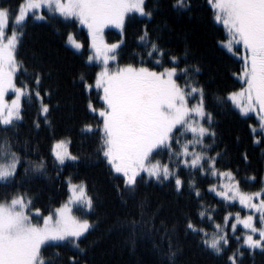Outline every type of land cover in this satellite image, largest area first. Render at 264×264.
<instances>
[{"label":"snow or ice","instance_id":"obj_1","mask_svg":"<svg viewBox=\"0 0 264 264\" xmlns=\"http://www.w3.org/2000/svg\"><path fill=\"white\" fill-rule=\"evenodd\" d=\"M148 0H22L18 12L13 13L10 7L0 5V129L15 128L22 121V98L31 102L35 97L40 103L39 112L44 122L50 124L47 114L50 107L43 103L44 97H50L51 92L46 88L44 96L39 91L42 80L50 76L52 70L34 68L30 74L32 86L21 80L17 85L18 75H29L23 60H19L18 48L23 32H17L16 26H23L26 17L31 16L39 21H46L47 17L41 11L47 8L53 14L65 18L68 23L73 19L87 27L91 54L86 63L99 61L102 65L95 74L94 85L87 83L83 74L80 82L85 90L94 86L102 90L99 99L103 107L96 108L89 99L87 107L98 117L95 125L85 124L82 134H95L97 143L95 153L106 162L113 174H119L122 185H115L117 192L126 193L129 198L135 199L140 183L148 180L157 184H171L174 191L179 193L187 185L197 198L200 189L196 179L189 176L184 179L178 169L182 166L186 170L199 172L201 176L227 179L228 183L221 182L209 185L208 190L222 197L224 201H239L245 209L253 210L251 214L240 216L237 212L227 213L224 216L225 227L229 217L234 215L230 228L238 242L237 247L228 255V264H243L244 251L251 254L256 249L264 252V187L256 192L242 191L236 174L231 169L223 171L217 168V161L222 152L210 155L214 145L216 132L212 128L213 115L206 108L205 86L197 78L202 73L198 63H185L178 67L181 60L187 61L186 47L182 56H168L171 67L164 66L165 49L159 41L160 35L153 37L147 26L142 27L137 39L147 48L149 59L153 60L154 67L145 66V60L140 59L139 65L127 63L109 67V62H115L116 50L123 44V31L129 14H139L151 18L154 9L146 8ZM213 16L212 19L223 25L227 31V39L219 41L227 52L239 56L243 61L242 70L238 79L243 86L237 91L227 93L226 96H216L218 104L231 101L242 113L255 111L259 116V126L264 130V0H207ZM178 12L195 11L194 0H174L171 5ZM10 17H14V26L7 33ZM114 25L121 30V40L116 43H107L104 39V29ZM65 45L76 52L84 48V44L76 38L73 32H67L64 37ZM150 45V47H148ZM243 51L234 52V48L241 47ZM82 54V53H81ZM159 68L160 70H157ZM183 80V83L179 82ZM14 93L9 101L6 95ZM194 101V103H190ZM207 125V126H206ZM39 128L38 122L34 125ZM255 131V129H253ZM191 134V139L181 140L175 135ZM205 138L213 143L205 144ZM259 144V138L254 140ZM71 141L66 138L56 140L50 149L53 164L62 169L66 161H78L80 157L69 150ZM173 144L179 149L174 150ZM12 141L7 137H0V187H10L20 184L17 181L18 167L21 157L12 150ZM197 148L200 150L197 151ZM161 152H166L169 162L163 163L153 159ZM175 158V159H173ZM243 159L247 161V154ZM33 173L47 172V161L40 156L36 161H28ZM172 164L173 167L169 165ZM207 166V167H206ZM28 168L24 169L27 174ZM143 174V175H142ZM59 176V172H57ZM147 178V179H146ZM248 179L254 180L255 177ZM264 184V178H262ZM69 196L67 201L54 208L47 215H43L39 208H32L33 198L27 191L11 195L10 199L0 200V264H54L52 256L59 257L54 252L45 256L49 247L57 245L49 242H64L75 250L76 255L68 258V264H88L84 259L87 256V247H81V240L94 230L96 222L86 217L92 215L96 208V199L90 195L87 185L81 181L78 184L68 180ZM145 200H140L137 206L141 209L139 219L118 220L117 224L129 229V243L135 247L137 232L141 235L154 236L160 234L164 246L156 244L154 247L164 258L165 264H177L183 255V247L177 237L176 225L168 227L163 220L159 226L154 222L159 209L145 215ZM73 205L84 214L79 217L73 214ZM197 216L202 221L206 213L201 201ZM256 213H259L258 220ZM42 223H34L32 216ZM208 220H212L208 212ZM185 235L191 234L200 237V245L216 255H222L229 246L227 231L215 224L216 231L209 234L204 228L194 223L188 214L184 216ZM257 223L260 225L257 227ZM243 225L247 230L242 236H235L237 226ZM258 233V238H255ZM242 240V245L239 243Z\"/></svg>","mask_w":264,"mask_h":264},{"label":"trees","instance_id":"obj_2","mask_svg":"<svg viewBox=\"0 0 264 264\" xmlns=\"http://www.w3.org/2000/svg\"><path fill=\"white\" fill-rule=\"evenodd\" d=\"M21 2L22 0H0V5L8 6L13 13H17ZM173 2L174 0H148L146 8L154 9L151 18L129 14L131 19H126L123 44L115 52L117 60L113 65H139L143 58L145 66H155L152 61L159 57L154 55L149 59L147 48L137 39L144 26L148 27L153 37L162 36L159 43L165 49L162 58L164 66H173L168 63V56H182L187 47L188 59L181 60L178 67H183L186 62L198 63L203 70L197 78L208 93L206 108L213 115L212 128L216 132L209 154L223 153L217 161V168L235 172L241 190L259 191L264 187V142L257 144L254 140L259 138L264 141V134L262 131H253V125L258 124L254 115L242 114L231 101L218 104L215 100L216 96H226L243 86L238 79L243 61L219 44V41L227 38L226 29L212 19L213 12L207 0H194L193 12H178L171 6ZM41 11L47 17L46 21L36 20L29 13L23 26H16L17 32H23L17 58L23 60L29 70V75H18L17 85L20 86V81L23 80L31 87L30 74L34 68L52 70L50 76L43 78L39 89L42 96L46 88L51 92V96H45L43 100L50 107L47 114L50 124L44 122V117L39 112L40 103L35 97L31 102L22 98V121L15 128L0 129V137L7 136L12 141V150L21 157L16 179L22 184L0 187V200L10 199L17 191H27L33 198L32 208H39L45 215L67 200L69 179L71 183L83 181L87 185L88 193L96 199L95 212L86 217L95 221L96 227L80 242L81 247L88 246L87 256L84 258L88 264H165L164 258L154 247L156 244L164 246L166 243H162L160 234L148 236L141 235L138 231L133 248L129 243V229L117 224L118 220L122 221L126 216L129 219L140 218L141 209L137 206L140 200L146 202V216L159 209L154 221L157 226L161 220L168 227L176 225L177 237L183 247V255L179 257L177 264H228L227 257L237 247L238 242L230 228L234 215L229 217L227 227L223 218L227 213L239 212L240 215H247L244 207L236 201H224L222 197L208 190L209 185L218 184L220 178L201 176L199 172L186 170L182 166L178 169L179 174L185 180L189 176L196 179V185L200 189L199 198L186 184L177 193L171 184L160 185L151 180L139 184L135 199L129 198L126 193L122 197L115 187L122 185V180L117 178L119 174H113L106 162L99 159L94 151L98 142L96 135L81 132L85 124L95 125L99 122L98 117L87 107L89 99L94 107H103V102L99 99L102 90L95 86L90 91L85 90L80 82V75L83 74L87 83L94 85L95 74L102 66L98 61L86 63L90 43L88 30L75 18H72L73 23H68L65 18L58 13L49 12L46 7ZM13 26L14 17H10L8 34ZM108 27L105 28L107 39L104 37L107 43L120 41L121 30ZM67 32L75 33L76 38L84 44L80 52L65 45L64 37ZM113 65L111 66L114 67ZM179 82L183 83V80ZM9 94L7 95L11 96ZM36 122L39 123V128L34 126ZM175 135L180 138L181 143L192 138L190 133L183 135L175 132ZM62 138L71 141L69 149L80 159L75 162L66 161L65 166L58 169L53 164L50 149L56 140ZM204 142L213 143L210 138H205ZM173 148L179 150L175 144ZM244 154H247V161L243 159ZM40 156L47 161V172L44 174L33 173L30 164L25 163V159L36 161ZM153 159L169 162L166 152L157 154ZM169 166L173 167L172 164ZM25 168L29 169L27 174L24 173ZM249 177L255 179H248ZM201 201L206 213L202 218L203 222L197 216V212L201 210ZM209 211L213 217L211 221L207 218ZM75 214L84 216L77 207ZM185 214L209 234L216 231L215 224H220L227 231L229 246L222 255H216L202 247L199 236L185 235ZM245 232L243 226L238 225L235 236H242ZM49 243L57 247L47 248L44 252L46 257L57 251L60 253L59 257H51L54 264H68V258L76 255L75 250L64 242ZM239 243L242 245V240ZM245 248L246 246H242L240 249L244 251L243 264H264V252L256 249L249 254Z\"/></svg>","mask_w":264,"mask_h":264},{"label":"rangeland","instance_id":"obj_3","mask_svg":"<svg viewBox=\"0 0 264 264\" xmlns=\"http://www.w3.org/2000/svg\"><path fill=\"white\" fill-rule=\"evenodd\" d=\"M84 26V25H83ZM87 28V27H86ZM108 28H116L114 25H109V27ZM107 28V29H108ZM117 29V28H116ZM226 33H227V31H226ZM103 35H104V37L106 38V35H105V29H104V33H103ZM104 38V39H105ZM107 39V38H106ZM227 39V38H226ZM106 41V40H105ZM107 42V41H106ZM108 43H109V41H108ZM81 51V50H80ZM234 52H236V51H239V52H242L243 51V49H242V46L241 47H238V48H234V50H233ZM91 54V51H90V49H89V53L87 54V56L88 55H90ZM86 56V57H87ZM237 57H239V56H237ZM240 58V57H239ZM99 62V61H98ZM113 63L114 62H112V61H110L109 62V67L110 68H115L116 66L115 65H113ZM111 65H113L114 67H112ZM239 75V74H238ZM241 81V80H240ZM242 82V81H241ZM242 85H243V82H242ZM239 90V89H238ZM237 91V90H236ZM10 93V94H9ZM9 95H11V96H8V95H6V99L7 100H11L12 98H13V96H14V93H12V91L10 90L9 91ZM21 103H22V101H21ZM235 106V105H234ZM236 107V106H235ZM237 108V107H236ZM238 110H239V108H237ZM240 111V110H239ZM241 112V111H240ZM242 113V112H241ZM242 114H244V115H254L255 116V118H256V120H257V122H258V124L257 125H253V129H255V131H262L263 132V134H264V130H262L261 128H260V126H259V116H257V114H256V112L255 111H252V112H249V113H242ZM70 150V149H69ZM221 182H223V183H228V180L225 178V179H223V181H220L217 185H219ZM73 184H78V183H73ZM243 191V190H242ZM70 194V193H69ZM67 201V200H66ZM65 201V202H66ZM236 202H238L239 203V201L237 200ZM64 203V202H63ZM240 205V204H239ZM242 206V205H241ZM59 207V206H58ZM77 206H75V205H73V214L74 215H76L75 214V208H76ZM244 207V206H243ZM34 209V208H33ZM245 209V208H244ZM245 211L247 212V215H249V214H251L252 213V211L253 210H249V209H245ZM45 215H47V214H45ZM77 216V215H76ZM241 217H244V215H240ZM258 217H259V213H256V218H257V220H258ZM235 218V217H234ZM32 219H33V222L34 223H42V220H37V218H36V216L35 215H33L32 216ZM243 226V225H242ZM257 227H259L260 225L257 223V225H256ZM247 231V230H246ZM255 238H258V233L256 234V236H255ZM53 242H56V241H53Z\"/></svg>","mask_w":264,"mask_h":264}]
</instances>
